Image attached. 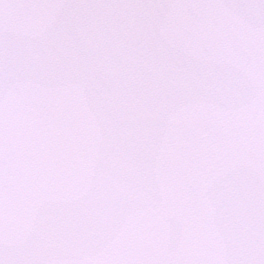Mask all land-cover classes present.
<instances>
[{"label":"snow or ice","instance_id":"6c2138e0","mask_svg":"<svg viewBox=\"0 0 264 264\" xmlns=\"http://www.w3.org/2000/svg\"><path fill=\"white\" fill-rule=\"evenodd\" d=\"M0 264H264V0H0Z\"/></svg>","mask_w":264,"mask_h":264}]
</instances>
